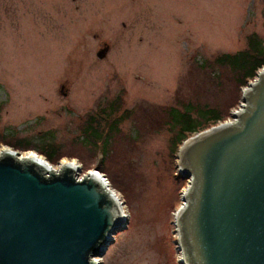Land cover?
Masks as SVG:
<instances>
[{"label": "rangeland", "instance_id": "rangeland-1", "mask_svg": "<svg viewBox=\"0 0 264 264\" xmlns=\"http://www.w3.org/2000/svg\"><path fill=\"white\" fill-rule=\"evenodd\" d=\"M251 33L264 36V0H0V150L44 158L34 148L51 145L49 165L73 160L78 177L103 163L127 222L96 260L182 264L174 216L187 180L166 111L208 103L218 124L233 120L244 87L214 58ZM111 105L123 119L106 153L93 150L81 127Z\"/></svg>", "mask_w": 264, "mask_h": 264}, {"label": "water", "instance_id": "water-1", "mask_svg": "<svg viewBox=\"0 0 264 264\" xmlns=\"http://www.w3.org/2000/svg\"><path fill=\"white\" fill-rule=\"evenodd\" d=\"M232 116L178 148L182 264H264V67ZM80 169L0 150V264H100L127 219L102 178Z\"/></svg>", "mask_w": 264, "mask_h": 264}, {"label": "trees", "instance_id": "trees-1", "mask_svg": "<svg viewBox=\"0 0 264 264\" xmlns=\"http://www.w3.org/2000/svg\"><path fill=\"white\" fill-rule=\"evenodd\" d=\"M214 63L228 70L237 90L246 87L256 77V73L264 67V36L260 37L256 33L247 35L246 46L243 49L234 53H222L214 58ZM196 105V110L192 109L195 104L188 102L185 104L183 111L174 107H169L166 111V122L170 125L169 142L174 153L178 151L184 140L195 133L218 124L224 118L221 108L216 105L208 103L200 105L196 103ZM105 108L99 109L96 115L88 116L81 127L80 139L84 143L91 144L93 150L101 144L102 151L106 153L110 135L117 129V124L123 117L114 116L117 111L114 105H111V108ZM50 147L52 148L51 145H47L41 147L40 150H36V148L34 150L44 155L48 162H52L54 149ZM24 150L28 149L25 148ZM98 169L104 172L103 163L98 166Z\"/></svg>", "mask_w": 264, "mask_h": 264}, {"label": "bare ground", "instance_id": "bare-ground-1", "mask_svg": "<svg viewBox=\"0 0 264 264\" xmlns=\"http://www.w3.org/2000/svg\"><path fill=\"white\" fill-rule=\"evenodd\" d=\"M231 121V120H230ZM22 156H24V157H26L27 159H30V158H33V159H39V161L40 162H44V158L43 157H41V156H39V155H37V154H35V153H33V152H26L25 154H23ZM64 164H67V163H71L72 165H74V166H76V165H78V164H76V162L75 161H73V160H64V162H63ZM79 166V165H78ZM53 170H59L60 168H58V169H55V168H53V167H51ZM93 171H95L94 169H92V170H90L89 172H93ZM96 175H99L100 177H102L101 175H103L101 172H94ZM79 179H81V177H78ZM103 179V178H102ZM104 183V182H103ZM108 189H110L111 190V187H109ZM116 196H117V194L113 191V190H111ZM123 208V207H122ZM123 213H124V211H123ZM125 214V213H124ZM96 261H98V260H96Z\"/></svg>", "mask_w": 264, "mask_h": 264}]
</instances>
